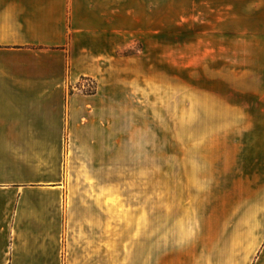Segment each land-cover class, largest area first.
<instances>
[{
  "label": "rangeland",
  "instance_id": "374dc122",
  "mask_svg": "<svg viewBox=\"0 0 264 264\" xmlns=\"http://www.w3.org/2000/svg\"><path fill=\"white\" fill-rule=\"evenodd\" d=\"M257 6L166 0L137 13L134 30H121L118 81L100 95V108L83 109V143L61 159L83 231L114 233L120 264L144 230L153 264H212L224 244L238 257L245 239L235 229L254 228L264 214ZM80 88L92 95L97 83L83 78Z\"/></svg>",
  "mask_w": 264,
  "mask_h": 264
},
{
  "label": "crops",
  "instance_id": "0c3cea01",
  "mask_svg": "<svg viewBox=\"0 0 264 264\" xmlns=\"http://www.w3.org/2000/svg\"><path fill=\"white\" fill-rule=\"evenodd\" d=\"M257 4L264 29V0ZM165 6L0 0V264H120L114 233L83 231V213L73 211L76 200L61 180V159L83 143V109L100 108V95L118 81L121 30L136 28L137 13ZM83 78L96 81L95 94L83 96ZM251 221L254 228L235 229L245 239L238 257L224 244L212 264H250L253 254V264H264V214ZM129 248L127 264H153L146 230Z\"/></svg>",
  "mask_w": 264,
  "mask_h": 264
}]
</instances>
